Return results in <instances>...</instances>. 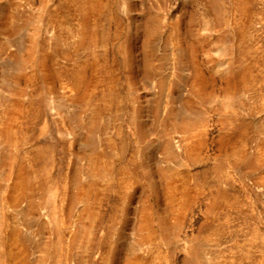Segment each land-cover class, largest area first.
Here are the masks:
<instances>
[{
	"label": "rangeland",
	"instance_id": "rangeland-1",
	"mask_svg": "<svg viewBox=\"0 0 264 264\" xmlns=\"http://www.w3.org/2000/svg\"><path fill=\"white\" fill-rule=\"evenodd\" d=\"M86 1L0 0V264H264V0Z\"/></svg>",
	"mask_w": 264,
	"mask_h": 264
},
{
	"label": "bare ground",
	"instance_id": "bare-ground-1",
	"mask_svg": "<svg viewBox=\"0 0 264 264\" xmlns=\"http://www.w3.org/2000/svg\"><path fill=\"white\" fill-rule=\"evenodd\" d=\"M98 4V2H97V0H90V1H86V3H83L82 4V7H83V9L84 10H86V13H87V9L88 8H91V7H95L96 5ZM85 13V14H86ZM84 36V35H83ZM83 39H85V37H83L82 38V40ZM85 83V81H84V79L83 78H78V80H77V84H81V85H83ZM90 165H91V167L93 168V170L94 171H97V169H98V158H97V156L96 155H90ZM249 163L251 164L252 162L251 161H249ZM23 185H24V182H23V179L22 178H20V177H17V179L15 180V183H14V185H13V190H14V192H15V194H16V196H15V198L16 199H18V198H20L21 196H22V188H23ZM181 192V191H180ZM176 195V193L175 192H172L171 193V196H172V198L174 197Z\"/></svg>",
	"mask_w": 264,
	"mask_h": 264
}]
</instances>
